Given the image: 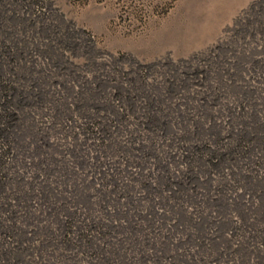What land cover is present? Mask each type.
<instances>
[{
    "label": "rangeland",
    "instance_id": "obj_1",
    "mask_svg": "<svg viewBox=\"0 0 264 264\" xmlns=\"http://www.w3.org/2000/svg\"><path fill=\"white\" fill-rule=\"evenodd\" d=\"M0 264H264V0H0Z\"/></svg>",
    "mask_w": 264,
    "mask_h": 264
}]
</instances>
